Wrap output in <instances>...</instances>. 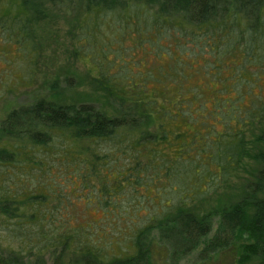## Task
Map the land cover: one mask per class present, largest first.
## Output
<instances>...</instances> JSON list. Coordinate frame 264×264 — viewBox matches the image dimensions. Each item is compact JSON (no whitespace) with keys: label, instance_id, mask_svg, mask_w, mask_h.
Returning a JSON list of instances; mask_svg holds the SVG:
<instances>
[{"label":"trees","instance_id":"obj_1","mask_svg":"<svg viewBox=\"0 0 264 264\" xmlns=\"http://www.w3.org/2000/svg\"><path fill=\"white\" fill-rule=\"evenodd\" d=\"M61 5L78 9L68 23L79 42L84 33L103 40L110 32L117 40L132 30L135 43L144 47L145 39L156 42L150 36L156 28L175 21L186 29H205L207 41L219 43L230 35L228 52L264 64V0H0V27L23 37L35 54L36 23ZM107 48L99 47L103 54ZM170 64L179 76L169 70L162 75L165 84L154 81L171 101L167 122L160 119L162 98L154 96L159 91L148 89L151 72L132 81L129 75H112L109 65L97 61L91 83L114 111L73 95L45 93L0 119V227L19 243L5 245L0 236V264H40L46 254L54 258L52 264L62 259L67 264H160L168 252L175 260L198 252L203 264L221 254L231 264H264V86L254 93L257 77H241L248 86L244 92L222 98L217 89L212 109H206L204 95L196 108L197 94L187 96L182 89L181 63ZM71 78L66 81L70 89L77 84ZM244 95L249 104H243ZM252 128L260 132L253 141L262 143L253 156L261 162L258 169L239 197L215 198L248 155ZM101 144H119L120 154H128L126 162L117 164L113 150ZM53 168L64 173L61 181L53 180ZM163 188L166 197L155 204L157 189ZM76 198L94 204L102 213L99 219L57 218L59 205L74 206ZM118 222L127 224L121 235L102 230ZM93 223L99 227L94 234ZM118 243L122 253L116 254L113 244Z\"/></svg>","mask_w":264,"mask_h":264},{"label":"rangeland","instance_id":"obj_2","mask_svg":"<svg viewBox=\"0 0 264 264\" xmlns=\"http://www.w3.org/2000/svg\"><path fill=\"white\" fill-rule=\"evenodd\" d=\"M77 10V8H71L70 6H68V9L64 5L57 6L50 10L51 16L46 17L44 21L36 23L33 31L34 38L39 45L35 54L29 53L23 37L16 32H10L0 27V119L4 118L13 107L29 104L36 96L45 93L61 97L73 95L77 100L91 102L104 111H114V104L111 103V100L96 89L94 83H91V78L97 74L96 61L104 68L109 65L108 71L112 75H129L132 81L142 80L146 77L144 75L151 72L150 79L152 80L148 81V89L150 91H159L154 96L162 98L159 99L163 102L161 104L163 115L160 116V119L164 122L169 119L167 105L171 101L168 93L161 91L160 86L154 81L165 84L167 79H164L162 75L168 73L169 70H171L173 75L179 76L176 72L174 73L175 68L170 67L171 62L181 63L180 76L182 82H185L182 89H184L187 96L197 94L198 101L193 106L196 108L200 101L203 100L202 95H204L206 109H212L213 103L211 102L217 89L218 96L222 98H234L241 91L244 92L248 86L242 78L244 80L249 78L252 81L253 78L257 77V79H254V81L256 80L255 82L252 81L253 84L251 86L254 93L259 90V86H264V64H260L257 58H243L242 53H236L235 50L228 52L231 42L230 35L221 38L219 43L211 42L210 39L209 41L205 40V33H202L206 31L205 29L197 30L191 27L186 29L181 27V25H176L174 21L172 25L162 24L161 27L156 28L150 35L156 39V42H151L150 40L149 42L148 39H145L143 41L144 47H140L135 43L132 30H130V34L119 37L120 39L117 40L114 38L115 34L110 32L105 33V36L102 37L103 40L97 33H84L83 38L79 42L75 37L78 31L73 30L75 36L72 35L70 33L72 30L71 25L68 23V21L71 22V17L77 14ZM130 27L134 28L133 26ZM167 45L170 46L168 51L165 49ZM99 47H108L105 49L106 54H103V50H100ZM179 50L184 53L179 52ZM169 61L171 62L169 63ZM186 62H188L189 66H187ZM71 76V84H77L70 89L66 81ZM237 76L239 79L235 78ZM247 82L250 83V81ZM224 88L227 91L223 92L222 89ZM244 97L243 104H249L250 97L247 95H244ZM159 100L158 102L160 103ZM203 110L206 111L205 109ZM179 124L186 127L184 122H179ZM262 129H264V125H262ZM258 132L259 129L257 128L247 131V139L252 141L249 144V153L240 162L238 169L231 172L228 180L223 184V188L215 198L236 199L239 197L244 183L255 174L261 163L253 158L255 152L257 153L259 147L262 146V143L253 141L255 134L258 135L260 133ZM107 145L101 144V146L109 147L113 150L112 158L117 160V164H124L128 154L125 155L126 157L120 154L119 144ZM57 166L60 167L59 164ZM76 169V166L70 168L71 173H77ZM53 171H55L53 180L59 179L58 181H61L64 178V173L58 168H53ZM165 183L167 182H163V185ZM78 184L79 182L74 187L78 186ZM165 188L157 189L158 194L155 198V204L165 199L167 194V188ZM78 190L76 188L75 192ZM84 202L85 199L76 198L74 206H66L63 201L59 205L60 211L56 213L57 218L69 215L74 216L73 219L77 223L78 221L80 223L97 221L102 214L101 211L95 209L94 204L89 205ZM145 205L146 203L142 207H145ZM150 207L146 205L144 209L150 210ZM139 209L142 210V208ZM93 224L94 230L92 229V234L99 229L97 224ZM0 228L3 244L11 247L14 245L16 248L19 244L16 243L17 236L12 237L13 232L8 236L9 229L4 228L3 225ZM124 228H127V224L118 222L116 226L104 225L102 230L110 234H115V231H118L116 234L121 235L119 231ZM122 239L123 237L119 238V242H122ZM113 245V253H122L120 250L122 244ZM7 250L10 251L9 248ZM49 256V254H46L45 261L40 264H52L54 258ZM202 261L200 257L198 258V252H193L177 260L171 257V253L168 252L166 256H162L160 264H203ZM205 262L207 264H231L229 257L222 254L219 258L210 257ZM60 264H67L66 259H62Z\"/></svg>","mask_w":264,"mask_h":264}]
</instances>
